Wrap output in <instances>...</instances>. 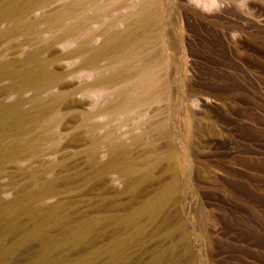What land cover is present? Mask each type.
<instances>
[{
  "label": "rangeland",
  "instance_id": "1",
  "mask_svg": "<svg viewBox=\"0 0 264 264\" xmlns=\"http://www.w3.org/2000/svg\"><path fill=\"white\" fill-rule=\"evenodd\" d=\"M44 2L27 31L0 39V66L40 52L59 82L37 101L62 106L44 130L32 93L0 81V264H264V0ZM67 10L82 27L66 38ZM149 83L150 110L118 109L142 101ZM16 145L13 163L1 152ZM110 147L156 163L152 179L100 177ZM173 183L164 207L122 222Z\"/></svg>",
  "mask_w": 264,
  "mask_h": 264
},
{
  "label": "bare ground",
  "instance_id": "2",
  "mask_svg": "<svg viewBox=\"0 0 264 264\" xmlns=\"http://www.w3.org/2000/svg\"><path fill=\"white\" fill-rule=\"evenodd\" d=\"M198 1H200V0H198ZM44 4H45V2H44V0H42V1H40L38 3L36 8L30 9L28 6L22 5L18 9H16L12 5L11 0H0V39H6V40L10 39L12 37L10 28H12V27H14L16 29V31H18V32L27 31L30 28V26H29V23H28V21L26 19V16L31 14V13H33V12L41 11L45 7ZM68 11L69 10L64 11V12L61 13V17L62 18H65L67 15H69L71 17V19H72L71 26L69 28L64 29V36L66 38L67 37H71V35H74L73 32L76 31L77 29H80L82 27L81 23L78 22V19H76V16H74V12L71 11V13L69 14ZM61 42H62L61 38H54L53 41H52V44L53 45H57V44H59ZM39 55H40V52H36V53L32 54L31 56L27 57L22 62V64L18 65L17 67H14V68L9 66V65L0 66V81L1 80H9V82H10L9 83V88H10V91L13 92V94L21 96V95L26 94V93H32L34 107L36 108V111L38 112L39 117H40V118H38L37 121H38L39 125L44 130H48L49 126H51V123H53L54 120L56 121L55 118H58L59 112H60L62 106L61 107L60 106L50 107V106L43 105V104H41L39 102L40 98H41L40 97L41 92L48 91L50 88L56 87L58 82H59L57 77H55V76L51 77V75L48 72H46V70L44 69V66L42 64H39V63L37 64L38 59H39L38 58ZM139 81L140 80H138V82ZM135 83H136V80H135ZM107 84H108V81H107ZM110 88L111 87L108 86V87L103 88V89L105 91V90L110 89ZM100 89L102 91V88H100ZM152 91H153V84L149 83L147 85L146 89L142 93L143 94L142 95L143 96V100L142 101L139 102V100H138V102H136L137 99L139 98L138 97L136 99V101L134 99H133L134 101H132L130 99L128 101L126 100V103H124L125 102V100H124L123 104H121L119 102L120 104L118 103V104H116V106H118L119 110L131 108V107H146L147 109L150 110L151 109V105H153V102H154V97H153L154 93ZM154 91H155V89H154ZM144 93H146V94H144ZM55 97L58 98V99H65V96H61V95H56ZM37 100H39V101H37ZM19 104H20V101L17 102V104L14 105L13 110L18 108L20 106ZM72 104L73 103H71V104L68 103V105L66 104L65 107H64L65 110H69L70 107H72L71 106ZM112 109H113V107H112ZM110 110H109V112H110ZM109 114H113V113L110 112ZM91 118H92L91 114H88L85 119L83 118L85 120V126L84 127H87V131H89V132L92 129H94L93 125H92V123L90 121ZM6 121H7L6 117H2V119L0 121V124H2L4 126L6 124ZM19 125L26 127L28 124L27 123H23L22 121H19L18 122V126ZM109 138H110V136H109ZM96 145L97 144H96L95 141H91L89 143V146H88V152H89L88 160L90 162H93L94 159H95V156H96ZM19 147L20 146L16 145V146H12L10 148L5 149L4 151L1 152L2 156L5 157L10 162H13V163L17 162L19 160V158L16 156V153L18 152ZM22 149L25 150V147L22 148ZM108 154H109V161L105 165H103L104 166V168H102L103 171L100 169V173H99L100 177L107 176V175H109L111 173H116L117 175H119L121 177H124L128 181L129 179H131L133 177L134 174H136L138 172H141L142 180L148 182V181H150L152 179V171H153V168L157 165L156 163H155V165L154 164L153 165H149V164H146V163H142L141 165H137V163L135 161L128 159L126 157V155L124 154V152H122V151L118 152L116 150V148H114V147H110L109 148ZM162 160H165V156L162 158ZM172 161H173V159H172ZM169 162L171 163V159H170ZM98 170H99V168H98ZM95 172H97V170ZM95 172H93V173L95 174ZM166 185L163 186L161 190H157V193H155L153 197L151 196L152 198L150 200L147 201V199H146L147 202L142 203V204H145V205H143L142 207H139L136 210V212L131 213V215L129 214L130 216L128 218L126 216H125V218L121 217V218L125 219V221L123 220L122 222L125 223L126 220L129 221V222H133V221L136 220V222H138L139 221V217H141L143 215L147 216V215L154 214L158 210H160L162 207H164V205L166 204V196L170 195L172 191H175V189L173 190V187H174L175 183H173L171 185L168 184L169 186H166ZM49 193L50 192L47 191V190H45V191L42 190V191L38 192L37 194H35V196H31L30 199L32 201L33 200H38L39 198H41V197H43L45 195H49ZM167 201H169V200H167ZM34 203H35V201H34ZM34 209H35V207L32 208L30 205H28L23 210H24L25 213H29V214L34 215L36 213V211H35L36 209L35 210ZM11 215H16V214H11ZM11 215H10V217H13ZM6 216L8 217L7 214H6ZM143 217H141L140 219H142ZM14 218H17V217L15 216ZM7 219L8 218H2V216H1V218H0L1 223L4 222V221H7ZM137 219H138V221H137ZM10 220H12V219H10ZM149 221H151V220H149ZM63 227H64V225H63ZM138 230H135V231H137L139 233L140 231H138ZM77 231L71 232L72 235L70 236L69 241L79 242V241L82 240L81 239L82 238L81 235H83V234L80 233V235H79V233ZM88 231L90 232V230H88ZM137 232H135L134 234H136ZM35 233H36L35 231H32L30 236L31 237L37 236L36 235L37 233L36 234ZM138 233L136 235H138ZM134 234H133V236H136ZM127 238L130 239V237H127ZM131 238H134V237H131ZM132 240L133 239H131V241ZM87 260L91 261L92 257H90V258L88 257Z\"/></svg>",
  "mask_w": 264,
  "mask_h": 264
}]
</instances>
